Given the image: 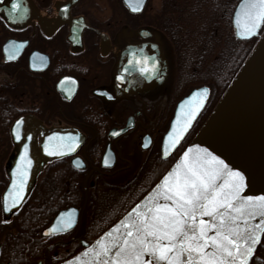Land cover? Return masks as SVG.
Returning <instances> with one entry per match:
<instances>
[{
    "label": "flooded vegetation",
    "instance_id": "af4514ba",
    "mask_svg": "<svg viewBox=\"0 0 264 264\" xmlns=\"http://www.w3.org/2000/svg\"><path fill=\"white\" fill-rule=\"evenodd\" d=\"M166 3L0 0V228L29 209L32 198L46 196L57 213L41 238L75 233L67 242H56L69 245L91 216L90 195H108L97 198L93 210L101 205L100 211H112L113 217L131 205L135 191L147 194L165 176L166 161L181 147L163 157L178 104L200 87L210 89V99L212 94L206 84L197 87L205 75L191 59L190 46L181 49L176 42L184 38L180 23L177 31L167 28L172 17H167ZM124 58L127 92H119ZM162 58L168 75L160 81ZM135 74L140 85L134 84ZM71 136L82 141L73 155ZM12 170L32 189L6 221L2 203ZM72 187L78 200L85 197L84 204L64 208L75 195ZM70 208L80 212L78 226L46 236L58 214ZM0 249L1 261V243Z\"/></svg>",
    "mask_w": 264,
    "mask_h": 264
},
{
    "label": "snow or ice",
    "instance_id": "6c2138e0",
    "mask_svg": "<svg viewBox=\"0 0 264 264\" xmlns=\"http://www.w3.org/2000/svg\"><path fill=\"white\" fill-rule=\"evenodd\" d=\"M247 7L245 31L251 33L264 22V0ZM242 188L243 177L223 161L185 153L145 210L124 224L127 231L110 244L97 242L91 264H248L258 233H264V219L250 223L264 218V197H241ZM145 255L150 259L145 261Z\"/></svg>",
    "mask_w": 264,
    "mask_h": 264
},
{
    "label": "water",
    "instance_id": "95a60500",
    "mask_svg": "<svg viewBox=\"0 0 264 264\" xmlns=\"http://www.w3.org/2000/svg\"><path fill=\"white\" fill-rule=\"evenodd\" d=\"M256 2L257 0H241L235 8L232 26L238 40H254L261 33L264 22H260L254 32L245 31V25L249 23L247 5ZM161 61V72L158 73V76L159 80L163 81L167 78L168 67L166 60L162 58ZM145 65L143 66L144 70L147 68ZM137 75H134V84L137 85L138 83L140 85L142 80ZM127 76L126 58H124L118 75L119 92L123 90L127 92ZM209 97L210 90L202 87L194 90L178 104L171 126L164 139L162 149L164 158L172 156L183 143L206 108ZM81 144L82 141L79 138L71 136L70 155H73ZM185 153H188L190 158L199 155L204 160L211 161V158L215 157L223 161L228 169L240 173L243 177L241 197H253L254 199L264 197V36L220 105L163 179L122 220L92 244L83 241L84 250L63 264H91V250L97 246V242L102 241L105 244H110L113 239L119 238L127 231L124 224L134 218L135 212L145 210L144 206L149 204L150 199L164 184L165 178L169 177V174L177 169V165L184 161ZM10 178L11 183L3 196L2 203L6 221L19 212L32 189V184L30 186L22 184L24 180L17 174L16 170L10 172ZM35 178L32 179V182ZM17 195H19V199H17ZM13 200H16L15 205H13ZM256 202L259 203L258 200ZM160 203H164V201L160 200ZM168 203L171 204V201H168ZM6 208L8 210H5ZM79 217L80 212L78 209L70 208L61 211L52 226L46 230L45 235L46 233V236L67 233L75 229L78 226ZM199 219L201 217H197V220ZM202 219L210 220L209 217H202ZM261 219L264 218L256 216L250 220V223L253 225L259 224ZM109 233H112V235L109 236ZM213 234L212 232L209 233V235ZM258 235L260 239L254 246L248 264H250L264 233H258ZM86 252L89 253L87 257L84 256ZM149 259L150 257L145 255L144 260Z\"/></svg>",
    "mask_w": 264,
    "mask_h": 264
},
{
    "label": "trees",
    "instance_id": "16d2710c",
    "mask_svg": "<svg viewBox=\"0 0 264 264\" xmlns=\"http://www.w3.org/2000/svg\"><path fill=\"white\" fill-rule=\"evenodd\" d=\"M239 1L241 0H167V17L168 15L172 17L168 20L170 24L167 28L177 31L175 27L178 26L177 23H180V31L184 38L176 42L182 46L181 49L183 46H190L188 50L191 52V59L205 75L203 84L198 82L197 87L206 84L212 88V94L204 118L198 121V125L183 142L177 154L166 161L165 174L189 145L202 123L213 113L255 50L257 40L239 41L234 35L232 15ZM204 25L206 26L203 27ZM175 36L178 37L177 34ZM187 38L189 39L186 42ZM72 191L75 195L69 198V204L64 208L84 204L85 197L77 199L76 187H72ZM145 195L146 192L135 191L132 194L131 205L126 206L124 211L113 217L112 211L107 214L104 211L101 212V205L100 208L99 206L94 207L93 210L95 202L101 198L109 199L108 195L104 197L103 195L101 197L90 195L88 204L89 208H92L90 209L91 216L87 218L79 237L71 241L69 245L56 244V242L59 240L67 242L75 233L68 237L63 236L50 240L41 238L42 231L49 225L52 216L57 211L50 206L52 201L46 196L39 197V199L37 197L36 200L34 198V201L32 198L30 201L32 208L28 204L29 209L25 208L15 221L2 224L0 228V233L3 234L0 242L3 248L0 264H33L40 261L61 264L68 261L83 250L80 239L87 243L94 242L126 215ZM250 264H264V235Z\"/></svg>",
    "mask_w": 264,
    "mask_h": 264
},
{
    "label": "rangeland",
    "instance_id": "374dc122",
    "mask_svg": "<svg viewBox=\"0 0 264 264\" xmlns=\"http://www.w3.org/2000/svg\"><path fill=\"white\" fill-rule=\"evenodd\" d=\"M181 4V3H180ZM206 25H204L203 27H205ZM263 31H264V27H263V29H262Z\"/></svg>",
    "mask_w": 264,
    "mask_h": 264
}]
</instances>
